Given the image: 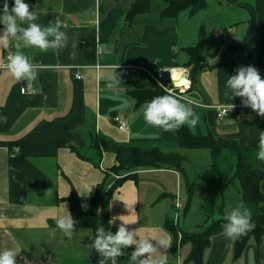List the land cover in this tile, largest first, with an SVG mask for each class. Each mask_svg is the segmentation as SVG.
Listing matches in <instances>:
<instances>
[{"label": "crops", "instance_id": "1", "mask_svg": "<svg viewBox=\"0 0 264 264\" xmlns=\"http://www.w3.org/2000/svg\"><path fill=\"white\" fill-rule=\"evenodd\" d=\"M128 6L127 0H35L37 22L47 26L59 18L69 37L64 48L21 49L35 65V81H16L3 66L19 41L10 38L9 49L0 48V114L7 116V122L0 123V249L16 251L18 264H94L91 229L76 226L68 237L56 227L54 218L70 212L66 198L72 190L81 209L87 211L98 184H102L100 192L107 202L110 221L114 219L112 232L130 222L127 227L140 237L167 238L172 243L166 219L186 232L203 229V222H186L189 210L185 208L180 220L178 214L168 216L170 205L176 212L184 207L176 206L185 178L178 171L135 168L131 171L134 176L110 189L119 176L113 170L117 162L111 147H183L175 130L164 131L144 120L143 108L151 99L138 101L137 92L154 91L159 82L173 89L199 116L191 128L197 133L210 129L217 136L252 145L258 144L259 133L264 131V116L255 112L217 115V106L231 105L225 96L228 76L219 67L199 68L191 81L190 67L182 65L188 57L183 48L196 42L199 29L192 31L189 20L196 13L189 15L184 10L176 18H161V4L157 14H152V7L150 13L138 14L126 24ZM3 27L0 24V32ZM210 33L205 37L204 51L209 66L216 63L223 47ZM171 68L184 71L182 78L188 86L177 84L172 76L171 84L160 79V72ZM258 70L264 76V67ZM77 73L80 78L74 76ZM116 75L120 81L113 83ZM115 116L126 122V129L116 125ZM94 135L107 146L98 166L74 150L77 147L83 154L92 155L90 141ZM259 166L264 169V160H259ZM119 173L124 176L127 170ZM261 190L264 192V181ZM258 210L264 213V203ZM187 243L175 253L170 245L153 255L168 256V264H194L185 262L190 251ZM134 247L129 246L117 264H130ZM203 259V264H264V239L259 246L250 237L236 256L233 238L217 233L211 237Z\"/></svg>", "mask_w": 264, "mask_h": 264}, {"label": "trees", "instance_id": "2", "mask_svg": "<svg viewBox=\"0 0 264 264\" xmlns=\"http://www.w3.org/2000/svg\"><path fill=\"white\" fill-rule=\"evenodd\" d=\"M129 6L125 12L124 20L127 23L138 14L150 13L153 0H127ZM163 6L160 10L161 18H176L181 11H188L194 15L200 10L208 7V0H158ZM234 2V0H231ZM236 1V0H235ZM13 0H9L10 6ZM32 9L35 7V0H26ZM236 5L245 12L247 28L242 39L236 43H224L220 55L213 65H208L204 57L205 51V27L201 25L196 42L183 50L187 53V60L182 64L190 67L191 81L195 80L196 71L203 67H219L223 74L230 77L239 66L254 65L258 68L264 67V0H253L252 3L237 0ZM234 4V3H233ZM2 7V4H0ZM221 37H224L220 35ZM149 69L151 66H148ZM157 75V74H156ZM160 77V75H158ZM154 91L141 90L137 92L138 101L152 99L153 97L165 94L164 90L155 83ZM242 98L237 96L231 100L233 108L226 109L221 116H237L244 112H254L250 106L240 104ZM261 116V115H260ZM177 137L181 140L182 149H162L160 147L141 148L134 146L116 145L109 150L115 155L117 164L113 168L118 177L111 183L110 189L119 186L122 181L134 176L131 171L135 168H165L178 171L185 176L187 201L184 207L178 210L179 220L185 211L188 210L194 194V177L188 175L186 163L189 161L190 151L195 149H206L210 156V176L206 187L205 202L203 205L204 221L203 229L195 232H186L181 229L173 220L166 219L165 226L172 235L171 252H176L184 242H189L190 251L185 262L203 264V256L208 248L211 237L217 233L224 232L225 213L231 201L225 193L229 189L241 195L243 202L251 211L254 228L246 234L233 238V253L239 255L250 237H253L260 246L264 239V213L258 207L264 203V192L261 190V183L264 181V169L259 166L256 159L258 144L243 145L238 139L224 138L215 135L210 129L207 132L197 133L187 125L175 129ZM107 146L99 141L96 135L91 137L90 148L94 150L92 155L83 154L80 149L74 147L77 155L98 166L101 160L102 149ZM120 170H127L126 175L121 176ZM107 175V173H106ZM102 184H98L96 192L91 199L87 211H83L79 199L74 190L67 196L69 211L78 221L77 227L88 228L92 231L89 238L92 242L90 252L95 264H99L102 257L97 254L93 247V240L96 229L100 226L111 229L109 210L107 202L104 201L100 192ZM231 194V192H230ZM218 217L213 219V216ZM210 219V223H209Z\"/></svg>", "mask_w": 264, "mask_h": 264}, {"label": "clouds", "instance_id": "3", "mask_svg": "<svg viewBox=\"0 0 264 264\" xmlns=\"http://www.w3.org/2000/svg\"><path fill=\"white\" fill-rule=\"evenodd\" d=\"M0 24L4 27L0 32V48L9 49L10 38L19 41L15 44L16 51H9L6 59V68L16 81H35L38 73L33 61L21 49L36 47L41 51L49 48H64L68 45V34L62 30L64 21L57 18L55 23L45 26L38 23V13L30 7L26 0H0ZM75 46V45H73ZM119 77L113 79V83L119 82ZM162 95L153 97L147 101L143 108L144 120L152 126L164 131L178 129L182 125H188L194 129L199 116L194 108L188 103L182 102L175 91L164 84ZM179 87V85H177ZM225 96L233 100L239 96L241 103L249 107L257 114L264 116V76L254 65L239 66L226 81ZM234 105L231 104V108ZM7 116L0 114V123H6ZM258 152L256 159L264 160V131L259 133ZM89 192V191H88ZM88 192H80L87 196ZM86 207V205H82ZM55 219L56 227L65 236L71 237L78 221L68 212ZM114 219L109 223H113ZM125 222V221H124ZM125 222L118 225L117 230L112 232L103 226L96 229L93 247L102 259L99 264H117L119 257L127 254L129 246L134 249L129 257L130 264H168V256L153 254L158 249H167L171 241L167 238L154 239L153 237H140L135 230H130ZM252 214L250 209L239 202L229 207L225 213L223 224L224 235L228 238H238L252 228ZM17 252L10 248L0 249V264H18Z\"/></svg>", "mask_w": 264, "mask_h": 264}, {"label": "rangeland", "instance_id": "4", "mask_svg": "<svg viewBox=\"0 0 264 264\" xmlns=\"http://www.w3.org/2000/svg\"><path fill=\"white\" fill-rule=\"evenodd\" d=\"M236 1L234 0L233 2L231 0H208L209 6L207 7V9L203 11L201 10L200 12L196 13V15L189 17L191 30L197 31L199 27L203 25L204 27H206L207 30V33L205 35H209L208 33L211 32L215 40L220 43L238 42L240 39L243 38V36L246 33L247 22H246L245 12L236 5L235 3ZM239 1H245L246 3L253 2V0H239ZM161 4L162 2L158 0H153L152 14H157L158 10L161 7ZM186 14L187 13L184 12L183 16H187ZM219 28H221L220 30L226 31V35L224 37H221L220 34H218ZM229 28L233 29L232 32L228 30ZM208 48L209 47L207 46V49ZM181 72L184 71L181 70ZM190 155L192 161L186 163V168H187L186 171L189 175L191 174V176L194 177V194L190 202V206L188 208L189 215L186 222L193 223V221H195L198 223H202L205 219L203 214V205L205 202L204 200L206 195V187L210 174V156L208 150L206 149L192 150L190 151ZM181 193L179 194V196L182 197L185 201H187V196H185L187 190H186V182L184 177L182 179ZM225 195L226 196L229 195L228 198L231 201L229 207L241 202L239 195L233 189H229L225 193ZM168 216L171 218L176 216V208L174 207L173 204L172 206L170 205ZM216 217H218V214L214 215L213 219H215ZM183 223L184 220L182 221V224ZM209 223H210V219H209ZM188 245L189 243L186 244V246Z\"/></svg>", "mask_w": 264, "mask_h": 264}, {"label": "built area", "instance_id": "5", "mask_svg": "<svg viewBox=\"0 0 264 264\" xmlns=\"http://www.w3.org/2000/svg\"><path fill=\"white\" fill-rule=\"evenodd\" d=\"M228 30L231 31L232 28H229ZM219 33H220V35H222V36L226 35V31H225V30H219ZM7 56H8V55H7ZM5 64H6V63H5ZM5 64H3L4 67H6ZM170 70H172V68H171ZM74 76L77 77V78H80V77H81V75H80L79 73L75 74ZM159 83L162 84L161 82H159ZM185 84H186V83H185ZM185 84H183V86H184ZM185 86H188V84H186ZM217 107H218V110H219L218 115L220 116V115H222V114H225V113H226V109H230V108H231V105H227V106H217ZM113 119H114V122L116 123V125H117L120 129H126V128H127L126 122H125L121 117H119V116H115ZM177 198H180V197H177ZM176 206L179 207V208H181L182 206H184V201H183L182 198H180V199L176 202ZM177 216H178V215H177Z\"/></svg>", "mask_w": 264, "mask_h": 264}, {"label": "bare ground", "instance_id": "6", "mask_svg": "<svg viewBox=\"0 0 264 264\" xmlns=\"http://www.w3.org/2000/svg\"><path fill=\"white\" fill-rule=\"evenodd\" d=\"M172 77H173V81L176 82L177 84L187 83V80L185 78H182L181 71L178 68H175L173 70Z\"/></svg>", "mask_w": 264, "mask_h": 264}, {"label": "water", "instance_id": "7", "mask_svg": "<svg viewBox=\"0 0 264 264\" xmlns=\"http://www.w3.org/2000/svg\"><path fill=\"white\" fill-rule=\"evenodd\" d=\"M171 70L170 69H165L160 72V79L163 82H166L168 84H171Z\"/></svg>", "mask_w": 264, "mask_h": 264}]
</instances>
